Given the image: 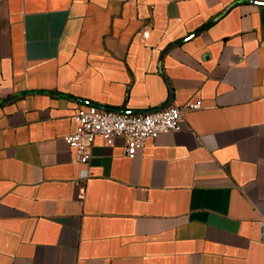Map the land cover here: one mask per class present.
<instances>
[{
	"label": "crops",
	"instance_id": "0c3cea01",
	"mask_svg": "<svg viewBox=\"0 0 264 264\" xmlns=\"http://www.w3.org/2000/svg\"><path fill=\"white\" fill-rule=\"evenodd\" d=\"M195 103L134 158L65 140ZM0 264H264V0H0Z\"/></svg>",
	"mask_w": 264,
	"mask_h": 264
},
{
	"label": "built area",
	"instance_id": "2783aa9c",
	"mask_svg": "<svg viewBox=\"0 0 264 264\" xmlns=\"http://www.w3.org/2000/svg\"><path fill=\"white\" fill-rule=\"evenodd\" d=\"M199 108L200 104L195 103L134 115L108 112L90 106L77 112V131L67 136L65 140L75 149L78 160L85 164H89L92 159L97 137L103 138L106 142L123 138L124 154L134 158L137 150L144 146L147 139L181 131L186 113ZM87 175L88 172H85L82 177L86 178Z\"/></svg>",
	"mask_w": 264,
	"mask_h": 264
}]
</instances>
